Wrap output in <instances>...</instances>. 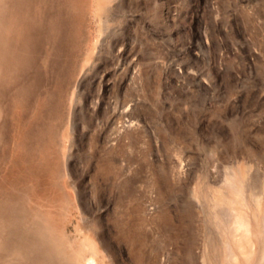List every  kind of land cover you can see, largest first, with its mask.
Wrapping results in <instances>:
<instances>
[{
    "label": "rangeland",
    "instance_id": "374dc122",
    "mask_svg": "<svg viewBox=\"0 0 264 264\" xmlns=\"http://www.w3.org/2000/svg\"><path fill=\"white\" fill-rule=\"evenodd\" d=\"M99 1L0 52V264H202L209 186L264 196V0Z\"/></svg>",
    "mask_w": 264,
    "mask_h": 264
},
{
    "label": "bare ground",
    "instance_id": "6f19581e",
    "mask_svg": "<svg viewBox=\"0 0 264 264\" xmlns=\"http://www.w3.org/2000/svg\"><path fill=\"white\" fill-rule=\"evenodd\" d=\"M49 3L53 9L56 0H0L1 54L7 53L9 45L14 40L13 38L15 37L17 41L20 33L21 35L24 34L26 39L23 43L26 44L28 42V34L32 29L29 26L28 20L30 21L32 16L37 14L38 16H43V7L44 9L47 7V15ZM97 9L98 13L102 15L104 5H101V0L98 2ZM50 13L48 14V16L50 15L49 18L52 17ZM48 16H45L46 20ZM17 43L20 42L17 41ZM7 58L8 56L0 57V75L4 66L7 64ZM103 165L102 172L104 175H108L111 167L109 164ZM258 179L259 178L250 173L248 165L241 164L237 171H233L226 175L224 186L221 188L209 186L213 189L211 191L212 196H210V203H213L214 215L216 218H219L217 219L218 221L216 224L218 225L216 227L221 228L223 231H221L222 237L218 240L211 239L210 235H208L209 237L205 242L204 250L201 253L202 264H264V196L259 195L262 193H259L260 189H262L259 187L261 185L258 186L259 189L256 188ZM255 188L259 190V194ZM207 196L203 194V198H201L203 200V206H199L202 210L210 208V203H207L206 200L209 199ZM180 216L190 222L196 217L191 206L187 208V210L184 209L180 213ZM169 219L170 214L168 212H159L153 219L154 227H156L159 220L161 222H167ZM213 247L218 249L219 253L222 251V255L219 256L216 252V256L209 254L207 248ZM90 258H92V256ZM193 258H195V255ZM88 264L95 263L92 260L88 261Z\"/></svg>",
    "mask_w": 264,
    "mask_h": 264
}]
</instances>
